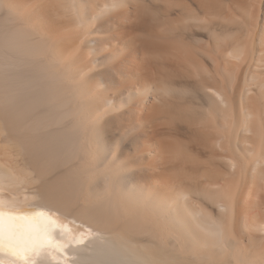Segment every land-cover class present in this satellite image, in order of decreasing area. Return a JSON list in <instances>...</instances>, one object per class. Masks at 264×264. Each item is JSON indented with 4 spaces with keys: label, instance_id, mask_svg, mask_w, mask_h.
I'll return each mask as SVG.
<instances>
[{
    "label": "bare ground",
    "instance_id": "obj_1",
    "mask_svg": "<svg viewBox=\"0 0 264 264\" xmlns=\"http://www.w3.org/2000/svg\"><path fill=\"white\" fill-rule=\"evenodd\" d=\"M0 264H264V0H0Z\"/></svg>",
    "mask_w": 264,
    "mask_h": 264
}]
</instances>
